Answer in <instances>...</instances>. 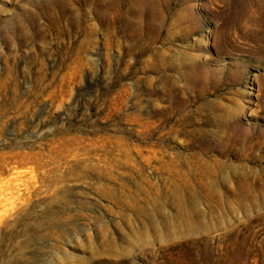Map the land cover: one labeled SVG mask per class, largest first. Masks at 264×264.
<instances>
[{
    "label": "rangeland",
    "instance_id": "rangeland-1",
    "mask_svg": "<svg viewBox=\"0 0 264 264\" xmlns=\"http://www.w3.org/2000/svg\"><path fill=\"white\" fill-rule=\"evenodd\" d=\"M0 264H264V0H0Z\"/></svg>",
    "mask_w": 264,
    "mask_h": 264
}]
</instances>
